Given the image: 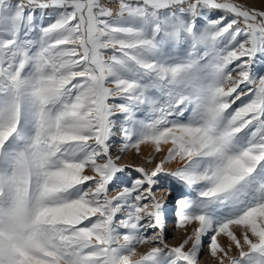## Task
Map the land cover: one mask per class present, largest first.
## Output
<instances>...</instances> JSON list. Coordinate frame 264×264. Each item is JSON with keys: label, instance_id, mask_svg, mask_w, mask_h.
<instances>
[{"label": "snow or ice", "instance_id": "snow-or-ice-1", "mask_svg": "<svg viewBox=\"0 0 264 264\" xmlns=\"http://www.w3.org/2000/svg\"><path fill=\"white\" fill-rule=\"evenodd\" d=\"M212 261L264 264V0H0V264Z\"/></svg>", "mask_w": 264, "mask_h": 264}, {"label": "rangeland", "instance_id": "rangeland-1", "mask_svg": "<svg viewBox=\"0 0 264 264\" xmlns=\"http://www.w3.org/2000/svg\"><path fill=\"white\" fill-rule=\"evenodd\" d=\"M142 149H143V154L144 155H147L151 149L146 147V146H142ZM135 161L136 164H143L144 161H143V158L142 157H134L133 154H129L128 157L126 158V160L124 161L125 163H128V162H131V161ZM166 193L164 192H160L158 193V195H165ZM175 196V192H173L172 196H169L168 197V200L171 202L172 201V198ZM168 239H169V242L172 243V244H177L180 242V238H182L183 236V233H180V232H173V224H172V219L171 217L169 218V222H168ZM177 237L176 239H173V237ZM205 259H207V250L205 249ZM211 264H215L214 261L211 262Z\"/></svg>", "mask_w": 264, "mask_h": 264}]
</instances>
